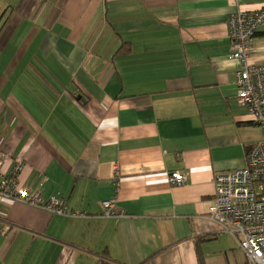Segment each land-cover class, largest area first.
<instances>
[{
  "label": "crops",
  "instance_id": "crops-1",
  "mask_svg": "<svg viewBox=\"0 0 264 264\" xmlns=\"http://www.w3.org/2000/svg\"><path fill=\"white\" fill-rule=\"evenodd\" d=\"M262 6L0 0L1 171L81 213L0 197V264H250L205 214L215 173L264 138L237 102L226 22ZM250 45L264 63V24Z\"/></svg>",
  "mask_w": 264,
  "mask_h": 264
},
{
  "label": "built area",
  "instance_id": "built-area-1",
  "mask_svg": "<svg viewBox=\"0 0 264 264\" xmlns=\"http://www.w3.org/2000/svg\"><path fill=\"white\" fill-rule=\"evenodd\" d=\"M226 22L231 39L228 59L240 64L234 76L237 102L264 133V63H247L252 37L264 24V6L251 12L233 11ZM3 160L0 156L2 199L41 205L52 214L81 216L69 211L56 197L42 205L38 190L21 187L12 170L1 171ZM186 179L182 172L168 175V182L174 186L184 184ZM213 183V199L205 217L230 235L252 264H264V138L249 147L243 167L215 173ZM113 201L102 202L103 216H114Z\"/></svg>",
  "mask_w": 264,
  "mask_h": 264
},
{
  "label": "trees",
  "instance_id": "trees-1",
  "mask_svg": "<svg viewBox=\"0 0 264 264\" xmlns=\"http://www.w3.org/2000/svg\"><path fill=\"white\" fill-rule=\"evenodd\" d=\"M256 32H257V31H256ZM255 34H256V33H255ZM255 34L253 35V37L255 36ZM253 37H252V38H253ZM199 264H203V262L200 260V261H199Z\"/></svg>",
  "mask_w": 264,
  "mask_h": 264
},
{
  "label": "rangeland",
  "instance_id": "rangeland-1",
  "mask_svg": "<svg viewBox=\"0 0 264 264\" xmlns=\"http://www.w3.org/2000/svg\"><path fill=\"white\" fill-rule=\"evenodd\" d=\"M4 173H7V172H4ZM250 264H252V263L250 262Z\"/></svg>",
  "mask_w": 264,
  "mask_h": 264
}]
</instances>
